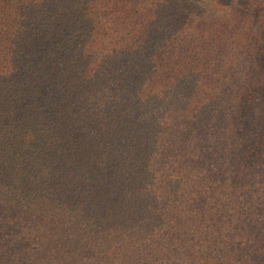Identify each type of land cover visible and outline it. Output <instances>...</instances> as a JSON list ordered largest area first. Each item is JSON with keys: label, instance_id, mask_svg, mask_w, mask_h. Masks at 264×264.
I'll use <instances>...</instances> for the list:
<instances>
[{"label": "trees", "instance_id": "16d2710c", "mask_svg": "<svg viewBox=\"0 0 264 264\" xmlns=\"http://www.w3.org/2000/svg\"><path fill=\"white\" fill-rule=\"evenodd\" d=\"M0 264H264V0H0Z\"/></svg>", "mask_w": 264, "mask_h": 264}]
</instances>
